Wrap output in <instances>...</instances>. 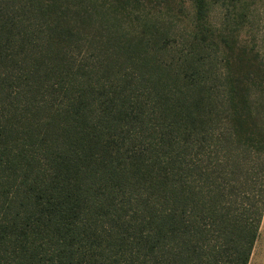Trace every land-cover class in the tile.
I'll return each instance as SVG.
<instances>
[{
  "label": "trees",
  "instance_id": "obj_1",
  "mask_svg": "<svg viewBox=\"0 0 264 264\" xmlns=\"http://www.w3.org/2000/svg\"><path fill=\"white\" fill-rule=\"evenodd\" d=\"M166 1L0 0V264H248L264 52Z\"/></svg>",
  "mask_w": 264,
  "mask_h": 264
},
{
  "label": "rangeland",
  "instance_id": "obj_2",
  "mask_svg": "<svg viewBox=\"0 0 264 264\" xmlns=\"http://www.w3.org/2000/svg\"><path fill=\"white\" fill-rule=\"evenodd\" d=\"M241 3H243L246 12L239 28L241 38L254 42L258 49L264 52V0H241ZM149 5L154 6L153 3ZM232 5L228 2L226 4L220 2L209 4L207 23L214 28H226V25L232 23L231 17L236 13V7H241L240 5ZM179 6L184 8L182 16L178 13ZM158 7L162 15L167 17V20L179 25V28L187 31V28L191 27L190 23L193 15L191 0H167ZM248 264H264V211Z\"/></svg>",
  "mask_w": 264,
  "mask_h": 264
}]
</instances>
